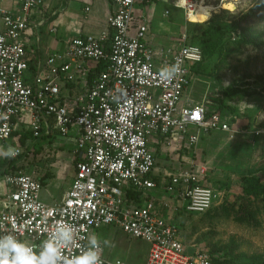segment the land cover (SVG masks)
<instances>
[{
	"label": "built area",
	"instance_id": "built-area-1",
	"mask_svg": "<svg viewBox=\"0 0 264 264\" xmlns=\"http://www.w3.org/2000/svg\"><path fill=\"white\" fill-rule=\"evenodd\" d=\"M152 1L112 0L114 11L100 35L75 37L65 50L34 59L26 32L44 0H0V149L12 144L18 153L24 134H32L33 144L73 134L77 157L71 187L54 204L42 200L43 184L33 172L5 174L9 192L0 199V234L39 245L55 224H74L76 244L65 250L74 256L94 231L111 226L149 243L145 264H218L209 251H187L181 228L161 212L169 203L149 194L158 190L156 143L172 138L196 145L208 134L233 132L231 120L205 104L183 103L203 51L184 33L171 58L156 53L148 43L150 22L134 14L137 4ZM176 62L183 70L163 82L159 70ZM120 90L126 96L117 103ZM252 134L264 149V129ZM160 186L182 200L187 213L207 212L222 195L190 171L166 174ZM101 256L113 264L103 247Z\"/></svg>",
	"mask_w": 264,
	"mask_h": 264
},
{
	"label": "rangeland",
	"instance_id": "rangeland-1",
	"mask_svg": "<svg viewBox=\"0 0 264 264\" xmlns=\"http://www.w3.org/2000/svg\"><path fill=\"white\" fill-rule=\"evenodd\" d=\"M162 1L134 8L135 19L146 16L150 22L151 34L171 33L173 42L169 46L159 45L158 38L154 39L161 51L173 55L184 33L203 51V61L195 69L183 103L205 104L210 112L220 113L233 125L232 133L215 132L196 145L188 141L155 144L158 166L174 174L199 173L203 184L222 194L207 212L187 213L173 208L167 217L181 228L190 253L204 249L218 264H264V149L261 139L252 134L264 129V3L238 0L234 11L223 10L199 24L189 21L184 9ZM242 129L248 133L234 131ZM46 140H37L40 146L35 147L31 141L25 147L28 139L24 144L20 140L24 148L15 160L37 177L50 175L41 194L54 195L58 192L56 174L57 180L62 176L70 180L75 167L69 166L70 146L63 144L60 148L56 138L50 143ZM6 168L0 166V170ZM162 210L166 216L168 208ZM103 232L110 236L108 245L103 246L110 263L122 260L145 264L148 242L129 238L111 226L103 227L100 234Z\"/></svg>",
	"mask_w": 264,
	"mask_h": 264
},
{
	"label": "crops",
	"instance_id": "crops-1",
	"mask_svg": "<svg viewBox=\"0 0 264 264\" xmlns=\"http://www.w3.org/2000/svg\"><path fill=\"white\" fill-rule=\"evenodd\" d=\"M162 2L165 4L174 5V8L180 7L183 9L181 0L180 1L177 0V3L179 4L178 7H176L175 3H173L171 0H163ZM6 6L10 7L13 5L6 4ZM14 8L17 7L14 6ZM87 8H89V10H87ZM113 11H114V6L112 0H44L43 6L39 10H37L36 13L33 15L31 19V25L26 32V37H27L26 49L28 55L34 59H37L39 57L45 59L48 55L52 53L65 50L68 46L69 41H71L75 37L85 36V35H96V36L100 35L104 30L108 28V18L113 13ZM192 16L189 17L191 18ZM192 22L194 21L192 20ZM195 23H199V22H195ZM155 38L156 39L158 38L157 40L159 41V45L163 44L164 46H169L168 45L170 44L169 42L170 41L173 42V38L171 37V33L169 31L160 32L159 35L157 36L155 34H151V26H150V31L148 34V43L156 53L158 52V54L161 52V49L160 46L154 42ZM170 38L172 40H170ZM163 56H167L168 58L172 57L170 52L168 53L165 51H163ZM158 58L160 59L159 55ZM77 90L78 88L77 89L75 88V90L69 89L68 91L70 93H73L74 91ZM29 141L32 140L29 139L28 144ZM55 141H60V144L58 145L60 148L63 147V144H65V146L67 145L71 147L72 159H71V164L69 166L75 167V162L77 160V157L73 154L74 146H72L71 144V142L75 143L74 135L72 134L70 137H66V138L58 136L56 137ZM175 141L177 142V140H174L172 138L170 139V142H175ZM32 146L35 147L36 145L34 144ZM14 147H16V145H14ZM43 148L45 149L44 145ZM75 172L76 169H74V174L70 180H68L64 176L58 177L59 179L57 180V174H56V181H57L56 186L58 192H56V194L54 195L42 193L41 194L42 200L48 204H54L60 202V200L63 198L66 192L70 189L72 180L75 176ZM166 174H174V173H170L168 169L165 168L164 166L161 168L160 166L157 165L154 171L153 180L158 184V190L150 191L149 194L153 197H156L159 200V203L160 202L169 203L170 205L169 207L166 206L163 207L161 205L162 214H163L162 209L168 208V210H165L167 211L166 212V217H167V215H169V212L173 208H178L179 211L182 210L184 211V209L182 208L183 205L182 200L171 198L165 192V190L160 186L161 179ZM8 192H9V187L4 179L3 170H0V199L4 197ZM102 228L94 231L92 235L94 234L98 236L103 235L102 236L103 241L108 240L110 238L108 232H103L102 234H100V230Z\"/></svg>",
	"mask_w": 264,
	"mask_h": 264
},
{
	"label": "clouds",
	"instance_id": "clouds-1",
	"mask_svg": "<svg viewBox=\"0 0 264 264\" xmlns=\"http://www.w3.org/2000/svg\"><path fill=\"white\" fill-rule=\"evenodd\" d=\"M264 3V0H259ZM179 62L165 65L159 70V78L163 82L173 81L182 71ZM126 96V90H120L115 102ZM17 151L12 147L7 150L0 149V156L14 158ZM46 217L47 213H43ZM77 226L74 224H55L39 245H29L19 240L15 235L0 234V264H104L101 249L108 245L98 235L88 238L87 245L81 248L78 255H65V250L76 244Z\"/></svg>",
	"mask_w": 264,
	"mask_h": 264
},
{
	"label": "bare ground",
	"instance_id": "bare-ground-1",
	"mask_svg": "<svg viewBox=\"0 0 264 264\" xmlns=\"http://www.w3.org/2000/svg\"><path fill=\"white\" fill-rule=\"evenodd\" d=\"M238 0H182L189 21L204 23L223 10L234 11ZM191 5V7H190ZM193 15V16H192ZM189 16H192L191 18Z\"/></svg>",
	"mask_w": 264,
	"mask_h": 264
},
{
	"label": "trees",
	"instance_id": "trees-1",
	"mask_svg": "<svg viewBox=\"0 0 264 264\" xmlns=\"http://www.w3.org/2000/svg\"><path fill=\"white\" fill-rule=\"evenodd\" d=\"M189 41L193 44H196L194 42H192L190 39ZM204 57V56H203ZM203 61V60H202ZM202 63V62H201ZM200 63V64H201ZM199 64V65H200ZM195 75V70L193 71V76ZM212 134V133H211ZM33 138L32 134H24V135H21V138L20 140L22 141V143L24 144L25 141L28 139L29 140ZM47 141V140H46ZM51 141L48 140L47 143H50ZM36 146H40L38 144H36ZM7 162V163H6ZM6 163V165H5ZM0 166H7V168L3 171V174H7V173H11V172H15V171H19V170H25V168L23 167L24 165H20L19 162H17L15 160V158H5L4 160H1L0 161ZM50 178V175H45L44 177H40V181L42 182L43 185L47 184V181L49 180Z\"/></svg>",
	"mask_w": 264,
	"mask_h": 264
}]
</instances>
